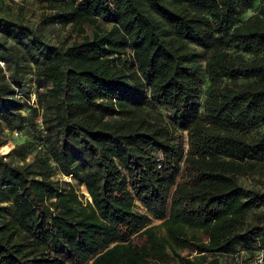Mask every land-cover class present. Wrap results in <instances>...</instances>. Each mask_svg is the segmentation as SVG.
<instances>
[{
  "label": "trees",
  "instance_id": "obj_1",
  "mask_svg": "<svg viewBox=\"0 0 264 264\" xmlns=\"http://www.w3.org/2000/svg\"><path fill=\"white\" fill-rule=\"evenodd\" d=\"M45 1L35 23L0 10V133L40 146L27 165L0 156V264L251 262L264 189L242 179L264 162V132L248 137L264 125V0Z\"/></svg>",
  "mask_w": 264,
  "mask_h": 264
},
{
  "label": "rangeland",
  "instance_id": "obj_2",
  "mask_svg": "<svg viewBox=\"0 0 264 264\" xmlns=\"http://www.w3.org/2000/svg\"><path fill=\"white\" fill-rule=\"evenodd\" d=\"M259 4V2H256L254 7L243 15L242 20H246L247 18L255 14ZM0 10L1 12L8 14L12 18H23L24 21H29L31 23L39 21L43 14H49L51 12V10L49 9V3H47L45 0H20L18 2L13 0H2L0 3ZM76 34L77 30H73L71 26H67L60 32L61 37L70 35L72 38H74L76 37ZM201 55V66L204 69L207 55L203 54V52H201ZM130 56V50H126L125 58H128ZM28 85L31 86L30 83ZM202 98L203 96H201L199 105H201ZM36 100V91L34 87L31 86V96L29 105L36 106ZM147 110L152 116H155V119L158 120L160 118L161 121L157 122L163 124L166 128H168L172 135L174 137H177L178 140H182L184 148H187V133L180 132L175 127L176 125L173 122L170 112L167 109L154 107V109L148 108ZM40 115L41 111L39 110L37 118L38 123L41 122ZM263 132L264 125L250 132L248 134V137L254 138ZM27 138L28 137H26V135H24L23 133H20L16 137L9 130H3L0 133V143H3L2 145H0V147L5 144L6 146L1 150L0 156H5L8 154L9 157L7 161H11V163L14 165L23 166L30 164L36 152L40 151V146H38L37 148H34L35 146L28 147L26 145V142L28 141ZM52 180L58 184L57 186L59 187V190L67 195L70 206L76 213L91 214L93 212L90 198L88 197V194L86 193L85 187L83 185L75 181L73 178L64 177L59 173L53 176ZM242 183L244 186L250 189H264V162L256 165L252 172H248L247 175L243 177ZM159 224V221H153L151 225L158 226ZM158 233L163 234V229H158ZM177 252L180 253L182 256H186L188 254L185 250H178ZM194 255L195 254H193L192 257ZM219 260L222 263L229 262V260L224 257H220ZM171 264L177 263L174 262Z\"/></svg>",
  "mask_w": 264,
  "mask_h": 264
},
{
  "label": "built area",
  "instance_id": "obj_3",
  "mask_svg": "<svg viewBox=\"0 0 264 264\" xmlns=\"http://www.w3.org/2000/svg\"><path fill=\"white\" fill-rule=\"evenodd\" d=\"M13 1H20V0H13ZM27 1H30V0H27ZM0 67H4V63L0 61ZM14 136H18L19 133L17 132H11ZM243 252H240V255H242ZM264 263V248L261 249L259 252L256 253L254 259L249 262L248 264H263Z\"/></svg>",
  "mask_w": 264,
  "mask_h": 264
}]
</instances>
